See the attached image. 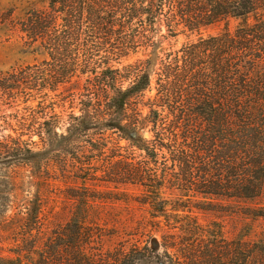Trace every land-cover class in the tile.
Returning <instances> with one entry per match:
<instances>
[{
    "label": "trees",
    "instance_id": "trees-1",
    "mask_svg": "<svg viewBox=\"0 0 264 264\" xmlns=\"http://www.w3.org/2000/svg\"><path fill=\"white\" fill-rule=\"evenodd\" d=\"M45 3L19 29L41 62L2 75L0 90L40 97L43 141H58L46 159L61 175L85 189L99 180L141 187L158 222L142 245L106 248L102 205L73 189L65 223L48 229L42 249L31 241L36 264H264V206H253L264 192V0ZM232 19L233 32L203 36ZM185 32L197 39L164 47ZM168 186L200 198L185 217L163 196ZM195 211L231 213L240 232L231 240ZM38 215L33 206L31 233Z\"/></svg>",
    "mask_w": 264,
    "mask_h": 264
},
{
    "label": "rangeland",
    "instance_id": "rangeland-1",
    "mask_svg": "<svg viewBox=\"0 0 264 264\" xmlns=\"http://www.w3.org/2000/svg\"><path fill=\"white\" fill-rule=\"evenodd\" d=\"M45 6V0H0V77L41 62V57L36 59L25 52L19 29L20 22L30 9H42ZM238 25L239 21L234 19L225 21L205 30L203 36L218 35L227 28L233 32ZM195 39L196 35L185 32L165 42L164 47L178 49ZM144 57L140 52L125 60L124 64ZM154 94L155 91L148 97ZM26 97L0 90V264H36L37 255L31 252V241L33 237L36 240L34 251L42 249L48 229L58 223H65L74 202L71 198L73 189H77L80 195L95 198L102 205L103 221L100 223H108L105 234L109 243L106 248L111 245L131 246L143 243L146 239L145 231L148 233L153 228L152 223L158 221L153 219L149 205L142 204L145 199L142 188L133 185L114 186L99 180L90 183L85 189L76 185L79 182L72 177L61 175V167L52 162L48 163L46 159L45 149L57 147L58 141L52 143L53 145H45L43 141L42 125L45 117L38 107L41 99L37 95L32 102H28ZM148 111V108H144V115ZM61 129L64 130L65 126L62 125ZM141 133L146 138L152 136L150 127ZM122 146H127L126 142H122ZM28 149L37 154L39 163L31 160L30 155L23 154ZM53 177L60 178L55 181ZM191 195L171 188L165 189L163 196L173 206L184 207L179 208L178 213L185 217V206L188 205L186 203L191 199L200 200ZM227 204L231 207L222 209L231 211L233 205L229 202ZM33 206L38 207L39 215L36 230L31 233L30 212ZM253 206H264V192ZM195 212L194 215L199 217L203 225L219 223L231 240L240 232L237 225L243 222L239 223L237 217L231 213L214 215ZM257 231L259 232V228Z\"/></svg>",
    "mask_w": 264,
    "mask_h": 264
}]
</instances>
